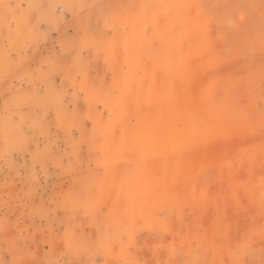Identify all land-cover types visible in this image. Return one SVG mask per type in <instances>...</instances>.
<instances>
[{
  "label": "rangeland",
  "instance_id": "rangeland-1",
  "mask_svg": "<svg viewBox=\"0 0 264 264\" xmlns=\"http://www.w3.org/2000/svg\"><path fill=\"white\" fill-rule=\"evenodd\" d=\"M0 264H264V0H0Z\"/></svg>",
  "mask_w": 264,
  "mask_h": 264
},
{
  "label": "bare ground",
  "instance_id": "bare-ground-1",
  "mask_svg": "<svg viewBox=\"0 0 264 264\" xmlns=\"http://www.w3.org/2000/svg\"><path fill=\"white\" fill-rule=\"evenodd\" d=\"M142 6H143V5H142ZM144 6H145V5H144ZM142 12H143V11H142ZM137 14H139V13H137ZM137 14H136V15H137ZM143 15H144V14H143ZM134 19H135V18H134ZM137 27H138V26H137ZM184 31H185V30H184ZM136 32H137V31H136ZM178 32H179V31H178ZM152 33H153V32H152ZM183 33H184V32H182V34H183ZM143 34H144V33H143ZM174 34H175V33H174ZM179 34H180V32H179ZM182 34H181V35H182ZM184 34H185V33H184ZM184 34H183V35H184ZM65 41H66V40H65ZM110 42H111V41H110ZM111 44H112V43H111ZM110 46H111V45H110ZM66 47H67V45H66ZM112 47H113V46H112ZM114 47H115V44H114ZM113 50H115V49H113ZM137 52H138V51H137ZM171 52H172V51H171ZM170 54H172V53H170ZM141 55H142V54H141ZM174 57H175V55L173 56V58H174ZM176 58H177V57H176ZM145 59H146V58H145ZM171 60H173V59H171ZM174 61H175V60H174ZM175 62H176V61H175ZM172 63H173V62H172ZM130 65H131V64H130ZM130 65H129V66H130ZM129 69H130V68H129ZM146 71H147V70H146ZM124 74H125V73H124ZM126 75H127V74H126ZM128 75H129V73H128ZM129 76H130V75H129ZM29 77H31V76H29ZM134 77H135V76H134ZM28 79H29V78H28ZM126 79H127V78H124V77L122 78V80L127 81ZM29 80H30V79H29ZM32 80H33V79H31V81H32ZM118 80H119V79H118ZM122 80L120 79L121 83H126V82H124V81H122ZM132 80H133V79H132ZM171 81H172V80H171ZM117 82H118V81H117ZM117 82H116V84L119 85ZM122 85H125V84H122ZM120 86H121V85H120ZM128 86H129V85H128ZM121 90H122V89H121ZM172 91H173V90H172ZM147 92H148V91H147ZM17 93H18V92H17ZM143 94H144V93H143ZM104 96H106V95H104ZM143 97H144V96H143ZM103 98H104V97H103ZM111 98H112V97H111ZM104 99H105V98H104ZM104 99H103V100H104ZM109 101H110V99H109ZM109 101H106V102L109 103ZM120 102H121V101H120ZM120 102H119V103H120ZM112 103H113V102H112ZM113 104H115V102H114ZM113 104H112V105H113ZM138 104H139V103H138ZM112 105H108V108H109V106H112ZM121 105H122V104H121ZM121 105H120V106H121ZM112 107L114 108V106H112ZM118 108H119V107H118ZM120 108H121V107H120ZM123 108H124V107H123ZM116 109H117V108H116ZM117 110H118V109H117ZM123 110H124V109H123ZM112 111H113V110H112ZM118 112H119V111H118ZM118 112H116V113H118ZM113 113H114V111H113ZM146 120H147V119H146ZM144 121H145V119H144ZM144 121H143V122H144ZM145 122L147 123V121H145ZM141 125H142V124H141ZM140 127H141V126H140ZM143 127H145V126L143 125ZM139 129H140V128H139ZM141 129H142V128H141ZM148 130H149V129H148ZM138 131H139V130H138ZM144 131H145V130H144ZM138 133H141V132H138ZM138 133H137V134H138ZM148 134H149V133H148ZM149 135H150V134H149ZM147 140H148V139H147ZM152 140H153V138H152ZM149 141H151V140H149ZM146 142H147V141H146Z\"/></svg>",
  "mask_w": 264,
  "mask_h": 264
}]
</instances>
